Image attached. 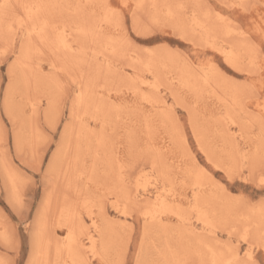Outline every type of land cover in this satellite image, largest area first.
<instances>
[{
	"label": "rangeland",
	"instance_id": "1",
	"mask_svg": "<svg viewBox=\"0 0 264 264\" xmlns=\"http://www.w3.org/2000/svg\"><path fill=\"white\" fill-rule=\"evenodd\" d=\"M110 1L112 4L127 3L129 7L124 9L127 16L119 23V26L117 23L114 29L109 28L106 33L108 34V32H110V35H112L111 32H114V34L117 32L122 34L124 32L123 34L130 36L132 42H127L128 47H134L135 53L145 54L147 51L149 52L150 49L153 50L152 48H154V51L157 49V52L160 51V54L164 55V51H168L167 54H171L169 49L178 48L186 58L188 57L187 60L193 62L195 68H199L200 65H204L205 68L211 66V69L215 67L216 69H220V74L221 72L224 74H219V80L226 75L235 80L247 81L248 87L239 85V88L237 84L233 85L232 81L228 79L227 83H231V86L234 89L236 88L235 91L238 90V92L236 91L235 93L237 102H233L231 96L224 94L214 86L205 85L202 80L199 85L200 88L198 87L199 91H194L178 79L172 82L170 76L174 75V77H176L180 72L178 68L171 67L167 63H161L154 72L148 71L144 67L133 69V67L130 66L132 62L128 57L123 55L119 57L110 56L105 50L106 48H103L104 45L98 44V41H101L100 38H95V42L93 40V43L88 40L83 43L86 49H89L85 54L86 59L94 66L96 64L95 60L100 61L102 69L104 70V78L97 81L99 84H97V86H100L103 81L108 82L105 88L108 89L112 96L111 103L114 106L119 105L123 109V114L122 116H118L117 113L115 114V112H112V115L115 117H112V123H110L109 126H107L109 121L105 124V128L103 125L101 126L98 121L97 123L99 124L95 128L97 131L104 130L106 142L108 143L106 148H111L110 150L113 151L111 154L113 156L118 154L121 156L119 160L116 158L115 163L112 164V173L108 172L107 174L108 169H106L105 165L101 167L100 175L105 174L109 178L99 182L98 187L96 185L98 183L94 185L91 182L86 184L84 180L78 178V185H75L73 190L71 189L72 192L68 188H65L64 184H62V179L60 181L61 184L58 180L59 184L55 190V201H57V199H63L64 196L67 197L70 203L76 208L85 228H87V232L81 234L78 239L80 258L82 261L75 264H136L141 249L143 251L142 256H144L146 262L154 260L162 261L160 256L165 250V241L169 239L171 245L176 241L173 250L177 252L175 253L176 255H179L178 258L183 260L191 259L195 261V264H237V262L239 264L241 260L243 262L242 264H244L249 257H252L256 264H264V248L259 244H252L250 240H244L243 238L245 235H250V237L255 235L257 225L254 224L253 220L262 218V216L253 217L256 216L255 213L248 211L256 208L257 210H254L258 213L260 212L259 214H262L264 217V185L261 184L264 168H262L260 157L257 162L251 160L248 163L249 153L253 150V147L249 145L251 140H253V142L259 140L261 143L259 131L260 121L258 116L260 113H264V72L261 71V65H264V58L255 65H251L250 57L242 53V55H239L238 63L241 65V68H251L253 74L246 75L243 72L236 71L225 62L224 56L221 54L222 48L231 49L232 47L235 51V41L223 36L220 31L204 32L207 28L202 25L195 30L197 27L196 22H198L197 19H195L196 13L187 0L176 1L179 3V6H183L182 10L186 14L185 15L181 10L183 14H178L179 18L175 15L174 17H169L167 12H163L162 6H160L161 10H158L155 14L151 11L152 6L149 3L146 5L143 4V6H137L135 5V0ZM229 1L230 0H204L203 4L230 18L237 27H240L246 32H251L254 36H259L258 27L264 23V20H261V15L264 14V1L260 3L250 0L248 3L256 5L250 12H245L239 8L224 7V5H231ZM234 1L237 2L238 0ZM55 3L56 2H51V5H56ZM69 3H71V5L77 4L76 0H69ZM8 9L7 12L5 11V13L0 14V159H2L4 164L8 166V169L12 170L16 177H18V180L16 178V187L14 188V190H17L15 191L18 195V202H13L11 200L10 197L13 189H7L0 170V235L6 233L8 240L5 242V240L0 237V264H19L20 261H23V264H29L37 219L43 206L44 198L50 191L49 189H51L50 187L55 179L54 171L53 173H48L47 171H49V164H51L53 160L52 157L57 155V147L61 141L63 128L70 121V106L77 91V87L75 85L71 88L65 87L68 84V73L62 71L60 68L63 64V62L60 61V54L51 53L46 45L36 41L33 47L34 50L32 49L31 53V64L33 63L35 66L42 67V71L40 73L37 68L36 73L32 71L33 67L34 69L36 67H32L30 71L34 72V74L27 83L29 86L26 85L27 81H22L19 78L21 81L16 83V87L19 91L15 93L13 97V99H15L12 103L14 104V112L17 118L15 121L9 119L4 109V100L7 94L5 90L8 89V86L12 85L13 76L19 77V73L13 70L15 69L13 65L17 64L19 60L17 57L20 54L21 45L24 40L22 34L24 33L25 26L19 27L18 25L19 19L24 16L20 4L13 2ZM49 10L54 14L57 23L62 22L65 24L67 22V25H69V23L73 21L78 22L80 18L85 22L88 20V22H92L90 21L91 18H93L91 13L94 12L95 8H88L86 10L88 14L86 13V15L84 14L81 16L80 12H77L75 7L72 9L73 12L72 10L69 12L67 9L58 8H50ZM11 12H13V14ZM177 19L183 20L187 25L188 32L185 33L187 37L186 40L179 39V29L174 26ZM120 24H122V26ZM134 26L140 28L150 26L155 29L156 32L155 34L136 35L134 31H131ZM117 27L121 29L119 28L118 30ZM193 29L195 31H193ZM192 32L195 33L191 34ZM4 35L5 37H3ZM201 35L207 39L208 43L215 45L217 50H213L210 46L206 45L205 42L199 40L197 37ZM2 37L4 39H1ZM189 41H192V43ZM145 48H147V50H145ZM91 49L96 53L99 52V55H94ZM89 57L90 59H88ZM92 58L95 60L92 61ZM109 61L112 64V67L109 69L111 72H106L107 65H110L108 63ZM180 61L183 62L184 60ZM55 64L57 66H55ZM59 64H61V66H59ZM9 67L12 68L11 74H9ZM51 71L54 72L55 76ZM43 73L46 75V78L48 77L47 79L44 77ZM34 75L39 78H35ZM33 77L36 80L34 84L32 82V80H34ZM124 77L130 78L132 82L130 84L125 83L123 81ZM52 79L60 83H58L59 87H57V89H60L55 90L57 94L61 95L58 97L59 108L55 129H51L47 124L49 120L45 121L46 119H44V112L48 106L47 99L51 94L56 93L53 90L56 86L52 83ZM37 81L40 83L36 84ZM104 82L102 84H104ZM33 87L37 88L34 89ZM252 90H254V94ZM27 93L28 96L26 97ZM142 95L149 97V100L155 107L152 108L150 104L143 102L141 100ZM228 97L232 101L229 100ZM177 99H179V101H177ZM29 100L39 102V113L36 114L37 116H30V118V112L26 105ZM15 103H18L19 107L18 104L16 107ZM222 103L225 104L223 105ZM234 108L239 110L235 112ZM18 109L24 112H17ZM163 112H167L168 114L173 113L174 117L172 121H174L173 124L176 131H178L176 134H178L177 136H179V134L185 136L187 140L186 146L194 156L196 165L210 169L213 179L221 183L225 187L226 193H229L231 196L230 200H232L231 204L233 208L229 209L230 211L227 210L228 208L222 212L218 211L210 218L208 223L201 221V218H199L195 211L196 197L199 188L189 177L183 166L184 158L180 156L181 154L184 155L186 152L184 144L182 143L179 145V149L184 150L182 153H178L177 150H174V136H172L169 129L171 121L166 123V120L160 117ZM234 112L236 114L233 115ZM251 113L257 115L253 116ZM21 114L28 118L24 117V120ZM232 115L236 117L237 122L235 125H231L229 121ZM18 116L20 118H18ZM22 121H24V123ZM175 121L178 122V127ZM191 121L192 123L198 122L197 125L200 126L201 133L208 138V142L211 143L210 146L215 150L217 157L227 162L230 158H228L229 156H227L225 152V141L219 131L224 129L223 127H228V132L232 136L235 135L233 137L236 138L235 143H237V145H235L236 150L233 151V157L235 159L233 164L236 166L235 168L238 167L245 173L243 177L236 174L235 178L228 179L226 174L222 172L219 167L208 165V158L203 151H201L198 140L192 129ZM223 122H225L226 125ZM25 123L28 124L26 125ZM210 123L214 125L212 126ZM22 124H24V126L26 125V127H22ZM151 124V131L149 132L148 125ZM240 126L243 128L242 130ZM19 128L21 130L24 129L23 131L26 134V139L23 145L18 148L15 144V131H20ZM35 128H37V132L40 130L41 132H39L42 134L39 133L37 135ZM50 132L52 134H50ZM30 133H33V135ZM35 135H37L38 138L41 135L39 142L37 136V139L34 137ZM260 143H258V146ZM130 148L135 153V159L132 160L131 163H129L128 159ZM245 148L247 149L246 156L241 151ZM185 154H187V152ZM34 156L38 158V161L43 162L42 166L47 174L46 176L39 173V168L41 167V163L39 162L36 163V171L34 173L29 171V174H26L25 170L19 167L17 161L23 157L25 162H29L28 167L30 170ZM239 158L240 160H238ZM250 162L255 164V171L251 169ZM154 165L157 175H159L161 167H164L168 171L170 179L167 183L164 178L157 180L153 176ZM110 173L111 176H109ZM36 176H39L38 184L34 182ZM90 185L92 188L87 190ZM18 187L20 188L18 189ZM87 191L89 194L86 193ZM160 196L166 200V204L180 205L181 209H185L184 215L180 220L172 214L164 216L163 224L168 225L167 227H171V232L167 235L168 237L163 238L157 231V222L159 220L151 222L147 220V217L144 215L145 210L149 209L148 206L150 203L156 198H160ZM237 197H239V199H237ZM98 202L105 208L103 209L107 218L113 222H120L129 226L127 231L125 230L124 232L125 236H128V246L126 250H123V242H121L120 246L118 248L116 247L117 252L114 256L116 262L112 254L104 259L100 257L102 253V234L99 229L95 227L96 224H100L98 219L100 215L97 209L99 207ZM137 204L138 206L135 207ZM13 205L15 206V215L17 220L20 221V224L28 218L29 213L32 217L30 225L24 228L25 235L23 238L19 232L20 224L14 223L12 217L4 212L5 208L11 209ZM90 210H93V212H90ZM250 214H253V216H250ZM49 219H51L49 222L51 227L63 231V233L60 234L61 238L66 237V231L61 230L60 227H56V223L60 220L62 222L63 217L60 216L59 218L53 214ZM177 230L181 232L177 233ZM181 233L189 234L190 237L196 235L200 237L202 241L192 244L193 242L190 240L188 244L186 241L182 240ZM92 240L94 243H97L96 248L94 247L95 249L92 248ZM255 240L256 235L253 242H255ZM263 240L264 238L262 241ZM211 244L215 245L214 249L224 251L231 248L232 252L238 250L237 262L231 260L232 255H229V253L224 256L226 258H221L220 256L209 253L208 249L210 246L208 245ZM206 247L208 249H206ZM190 250L196 253V255H194L196 259L192 257L189 252ZM198 253L202 254L205 259H200ZM175 263L180 264L178 260H174L173 264Z\"/></svg>",
	"mask_w": 264,
	"mask_h": 264
},
{
	"label": "bare ground",
	"instance_id": "2",
	"mask_svg": "<svg viewBox=\"0 0 264 264\" xmlns=\"http://www.w3.org/2000/svg\"><path fill=\"white\" fill-rule=\"evenodd\" d=\"M135 1H136L135 5H137V6L138 5L143 6V4L146 5L147 3L151 4V6H152L151 11L154 12L155 14L158 10L159 11L161 10L160 6H162L163 12H165V13L167 12V15L169 17H174V15H175L177 18H179L178 14L181 15V13H182L181 10H182L183 6H179V3L176 2L177 0H135ZM203 1H201V0H187V2H189L192 5V8L194 9V11L196 13L195 19H197L198 22H196L197 27L195 28V30L198 29V27L200 25H202L203 27L207 28V30H204V32L220 31L223 36L229 38L230 40L235 41V45H234L235 51L233 50L232 47H231V49H228V48L223 49L222 48L221 54L224 56L225 61L226 60L232 61L238 67H241V65L238 63L239 62V55H242V53H243L244 55L250 57L248 50L243 43L244 37L237 34V32L235 31L237 26L235 24H233V22L230 20V18L227 17V20H230L232 22L231 27H232L233 31H229V25L227 23V20L220 18V17H226V16H224L219 11H216V10L209 8V6L206 7L203 4ZM249 1L250 0H238L236 2L234 0H230L229 4L241 3V2L248 3ZM254 1L261 3L264 0H254ZM13 2L19 3L20 7L23 5H33V4L51 5V2H56L55 4H71V3H69V0L68 1L67 0H59V1L58 0H56V1H54V0H0V14L5 13V11L7 12V9L10 7L11 3H13ZM76 3H77L76 5L90 4V5L99 6V5L104 4V3H111V1L110 0H76ZM4 5H7L8 7H6V8L2 7ZM180 5H181V3H180ZM49 9H47V12H48V19L50 21V24H49V27L44 29V37H43V41H41L40 36L37 34V32L34 29H30L29 25L31 22L26 19L28 16V10H25L23 7H21V10H22L24 16L19 19L18 25H19V27L25 26L24 33L22 34V38L24 40H23V43L21 45L20 54L17 57L19 60L15 59V60H18L17 64H14V61H13V64H14L13 68L15 67V69H13V70H15L16 72L19 73V77L17 78L16 76L15 77L13 76L12 85L8 86V89L5 90V92L7 91L6 92L7 94H6L5 100H4L5 101V104H4L5 113L7 114V116L9 117L10 120L15 121L17 118V115L14 112V110H15L13 107L14 104H12L13 100L15 99V98L13 99L15 93L17 91H19V89L16 87L17 86L16 83H19V81H21V80L27 81L26 85L29 86V84H27V83L30 81L34 72L37 73V70H39V72L41 73V71H42V67L35 66L33 63L31 64V62H32V56H31L32 54L31 53H32V49H33L36 41L40 42L43 45H46L51 53L60 54V58H61L60 61L63 62V64H64V66L62 64V67H60V68L62 69V71L66 72V73H68L69 69L72 68V65L77 62V59H79L80 56H79V54H77V56L74 57L73 53L71 51H68L65 48L64 40L65 39L67 40V43L69 46H75L76 48H85L86 49V47L83 45V43H85L87 40L91 41L93 43V40L95 38H97V39L100 38L101 41H98V44L104 45L103 48H106L105 50L110 54V56L113 55V56L119 57L120 55H123L125 57H128L129 60L132 62V64L130 66H132L133 69H138V68L144 67L146 70L154 72V70L155 69L157 70V67L161 63H163V64L167 63L171 67L178 68L179 72H180L176 77H174V75L170 76V80L172 82H174L178 79L179 81H181L182 83L187 85L189 88L193 89L194 91H199V88H200L199 85H200V82L202 80V82L205 85H211L212 87L213 86L216 87L217 89L221 90L224 94H228L229 96H231V99H233V102H235V101L237 102V96L235 95V93H236V91L238 92V90L235 91L236 88L234 89L231 86L232 85L231 83H227L228 79H224L221 77V80H219L218 76L220 73L215 70L216 69L215 67L211 69L210 68L211 66H209V68H205L204 65H200L199 68H195L192 61H189V60L185 61L184 60L182 62L179 59L174 58L170 53L167 54L168 51L167 52L164 51L163 53H165V54L162 55V54H160L159 49H158L159 52H157V49L154 51V48H152L153 50L150 49L149 52L147 51L145 54L135 53L136 52L134 50L135 48L132 47V45H131V47L133 49L128 47V43L125 40L126 35L123 34L124 32L122 33V31H121L122 34H119L117 32L116 34H119V35L114 34V32H111L112 35H110V32H108V34H107L106 33L107 30L109 28L114 29V27L117 25V22H115L111 18L106 17L103 9H101L100 7H96L94 12L91 13V16L93 18H91L90 21H92V22H88L89 20L87 21L86 19L85 20L87 22H85L82 18H80L81 21L79 20L78 22L73 21V22L69 23V25H67V37L66 38L63 37L62 35H60V33H63V31H64L65 24L62 22L57 23L56 22L57 20L54 17V14L52 12H50ZM76 10H77V12H80V16L84 15L85 10L77 9V8H76ZM72 12H73V10H72ZM11 13L13 14V12H11ZM183 13H184V11H183ZM218 13H219V16L217 15ZM32 14H33V16H35L36 12L34 10H32ZM257 14H258V12H257ZM134 22H135V20H134ZM136 23H137V21H136ZM120 25L122 26V24H120ZM118 26H119V24H118ZM174 26H175V28L179 29L178 31H179L180 35L186 36L185 33H187L188 30H187V25L185 22H183V20L177 19V21H175V23H174ZM40 27L43 28V25L41 24ZM117 28L119 30L120 27H117ZM57 29L59 31H57ZM85 30H87V31H85ZM195 30L193 29V31H195ZM30 31L32 33L31 35H30ZM194 33L195 32H192L191 34H194ZM3 37H5V35ZM3 37L1 39H4ZM8 37H9V34H8ZM197 38L199 40H202L203 42H205L206 45L210 46L213 50L216 49L215 45L212 44L214 46L213 47L210 43H208L207 39H205L204 36L201 35ZM12 41H13V39H12ZM94 42H95V40H94ZM12 45H11V47H12ZM91 47H92V45H91ZM145 50H147V48H145ZM106 51H105V54H106ZM225 53H226V55H225ZM88 59H90V57ZM95 59L92 58V61ZM95 62H96V60H95ZM111 62H112V60H111ZM111 62L110 61L108 62L110 65H107L106 72H111V71H109L110 67H112ZM250 64L253 65L251 63V61H250ZM33 66H35L36 68L34 69ZM55 66H57V65L55 64ZM59 66H61V64H59ZM166 66H168V65H166ZM16 67H17V70H16ZM32 67L34 70L32 69ZM101 67H102V65H101ZM233 68L235 69V67H233ZM31 69L34 72H31L30 71ZM51 72L54 75V72L53 71H51ZM36 73H35V75H36ZM74 74H78V69L74 70ZM35 75H34V77H35ZM34 77H33V79H34ZM44 77L46 78L45 74H44ZM35 78H39V77H35ZM102 78H104V70H103V75L101 76L100 79H102ZM41 79H43V78H41ZM53 80L54 79H52V83L54 84V86H56V88L54 87L53 90L56 93L51 94L50 97L47 99V101H48L47 105L48 106L44 112V114H45L44 119H46L45 121L49 120V122L48 123L46 122V123L50 126L51 129L56 128L55 126H56V121H57V117H58V108H59L58 97L61 96V95L57 94V91L55 90V89H57V87H59L60 83L53 81ZM229 80H231V79H229ZM34 81L36 82V80L35 79L32 80L33 84L35 83ZM49 81H47V82H49ZM123 81L127 84H130L132 82L131 79L128 77H124ZM39 83L40 82L37 81L36 84H39ZM84 84H85V87L83 89V95L82 96L80 95V92H81L80 83L78 82L75 85L77 87V91L75 93V96H74V98L71 102V106H70V112H69L70 121L63 128V132L61 134V141L57 147V155L56 156L54 155L55 156V157L53 156L54 158L52 157L53 160L51 159L52 160L51 167L48 168L49 171H47L48 173L49 172L53 173V171H54L55 179L53 181L54 183L50 187L51 189H49L50 191L48 190L49 192L46 194V196L44 198L43 206L40 210V213H39V216L37 219L36 231L34 233L33 247H32V251H31V255H30V259H29V264H75V263H78L79 261H82V259L80 258V252H79L80 248H79L78 239H79V236L81 234H85L87 232V230H86L87 228H85L82 219L80 218L79 214L76 211V208L74 207L73 204L70 203V201L67 199V197L64 196L63 199H59V200L57 199V201H55V197H56V191L55 190L58 187V184L59 183L61 184V182H60L61 179L63 180L62 184H64L65 188H68L70 191H71V189L72 190L74 189L75 185L76 186L78 185V182H77V181H79L78 178L80 180H84L86 184L90 183V182L93 183V185L98 183V184H96L98 187L99 182H101L103 179L107 180L109 178L105 174L100 175L101 167H103L105 165L106 169H108V171L106 170L107 174H108V172L112 171V164L115 163L116 158L119 160L121 157V156H119V154L114 155V156L111 154V152H113L112 150H110L111 148L110 149L106 148L108 143L106 142L104 130L103 131H101V130L97 131V130H95V128L99 124V123H97L98 121L100 122L101 126L102 125L104 126V128H105V124H107V122L109 121L107 124V126H109L110 123H112V121H111V119H113L112 117H115L112 115V112H115V114L117 113L118 116H122L123 109L119 105L114 106L111 103L112 96H111L110 92L108 91V89L105 88V86L108 84V82H104V84H102V85L100 84V86H97V84H98L97 81L89 83L87 78H85ZM228 85H230V86H228ZM233 85H235V84H233ZM36 88H34V89H36ZM49 88H50V86H49ZM239 88H240V86H239ZM59 89L60 88H58L57 90H59ZM37 91H38V89H37ZM51 91H52V87H51ZM133 92L137 93L136 91H133ZM140 92L143 93L142 91H140ZM206 94H207V92H206ZM211 94H212V91H211ZM27 96H28V93L26 94V97ZM149 99H150L149 97H145L144 95H142L141 100L143 102H145L146 104H150V106L152 108H154L155 105L153 103H151V101ZM231 99L229 98V100H231ZM177 101H179V99H177ZM17 104L15 103L16 107H17ZM179 104L182 105L181 103H179ZM222 104L224 105L225 103H222ZM26 105L28 106V110L30 112L29 118H30V116H34V115L39 113V102L38 101L29 100V101H27ZM20 106H23V105H20ZM111 106H113V107H111ZM18 107H19V104H18ZM21 109L20 110L18 109L17 112L19 111V112L23 113L24 111H21ZM234 110H235V112H237L239 109L234 108ZM235 112L233 113V115L236 114ZM195 114H196V112H195ZM21 115H23V114H21ZM198 115H199V113H198ZM233 115L230 116V120H229L231 125H235L237 122L236 117H234ZM237 115H239V114H237ZM151 116H152V114H151ZM24 117L25 116L23 115V118ZM160 117L161 118L163 117V119L166 120L165 121L166 123L171 121L170 127L169 126L168 127L170 129L172 136H174V142H173L174 150H177L178 153H182V151H184V150L179 149V145L182 143L184 144L185 151L187 152V154H185L186 153L185 152L184 155L181 154L180 157L184 158L183 166L185 167L189 177L193 180L195 185L198 186V188H199V192H198L197 197H196L197 201L195 204V206H196L195 211L198 214L199 218H201V221H203L204 223H208L210 221V218L213 217V215L215 213H217L218 211L222 212V211L226 210V208H228L227 210L232 209L233 205L231 204L232 200H230L231 196L229 195V193H226L225 187L221 183L217 182L215 179L208 180V179L200 176V174L198 173V169L196 167V162L194 160V156L191 154L189 148L186 146L187 140L185 139V136H183L182 134H179V136H180L179 137V136H177L178 134H176L178 131H176V128L173 124L174 121H172V119L174 117L173 113L168 114L167 112H163L160 115ZM18 118H20V117L18 116ZM25 118H28V117H25ZM25 118H24V120H25ZM191 118H192V116H191ZM20 122H21V120H20ZM20 122H19V124H20ZM22 122L24 123V121H22ZM190 123H191L192 129L194 131V134L198 140L200 148L203 147L208 153H210L216 164L223 166L225 168L231 167V168L235 169L236 166L233 164V162H235V159L233 157V155H234L233 151L236 150L235 145H237V143H235L236 138L233 137L235 135L232 136L228 132V130H229L228 127H223L224 129H221L219 131L221 133L224 141H225V145H224L225 146V148H224L225 152H226L227 156H229L228 158H230L229 161L227 162L226 160H221L217 157L215 150L212 149V146H210L211 143L208 142V138L203 136L204 134L201 133L200 126L197 125L198 122L192 123V121H191ZM223 123H225V122H223ZM175 124H177V127H178V125H179L178 122L175 121ZM210 124L212 126L214 125L212 123H210ZM26 125L24 126V124H22V127L23 126L26 127ZM225 125H226V123H225ZM151 126H152V124L148 125L149 132L151 131V128H150ZM242 126H244V125H242ZM242 126H240L241 130L243 129ZM30 129H32V128H30ZM35 129H36L35 131L37 132V128H35ZM23 130L20 129V131L19 130L15 131V144L18 146V148H19V146L23 145V143L25 142V139H26V134ZM39 131L40 130H38L37 135L41 132V131L40 132ZM149 132H148V134H149ZM30 134L33 135V133H30ZM40 134H42V133H40ZM37 135H35L34 137L36 138ZM37 138H38V136H37ZM40 138H41V135L38 138V142H39ZM38 142H37V144H38ZM258 143H260L259 140L257 142H253V140H251L249 145L251 147H253V150L249 153L248 163L251 160L256 161V162H257V160H259V154L257 152V149L259 147ZM156 148H157V146H156ZM147 149H148V147H147ZM1 150H3V149H1ZM21 151H22V148H21ZM137 152H138V150H137ZM18 153H19V151H18ZM203 153L205 154V151H203ZM238 160H240V158ZM230 162H232V163H230ZM237 162H239V161H237ZM250 167L252 170L255 171L256 168H255L254 163L250 162ZM0 170H1L2 176L4 177V182H5V186L7 187V189L8 190L13 189V192H12L11 197H10L11 200L13 202H18V195L16 194L17 190L16 189H15L16 191L14 190V188L16 187L15 181H16V178L18 180V177H16V175L14 174V172L12 170L8 169V166H6V164H4V161L2 159H0ZM111 173L109 174V176H111ZM58 180H59V183H58ZM181 182H182V180H181ZM104 183H105V181H104ZM183 183H184V181H183ZM47 184H49V183H47ZM19 188L20 187H18V189ZM90 188H92L91 185L88 186L87 190ZM89 191H91V190H89ZM86 193L89 194L88 191ZM231 199H233V198H231ZM236 204H238V203H236ZM98 206H99L97 208L99 211L98 214L100 215V217L98 219L100 221L99 222L100 224H96L95 227H96V229H99V231L102 234L101 235L102 236V238H101V241H102L101 252L102 253L100 254L101 255L100 257H101V259H104V258H106L112 254V257L114 258L115 253L117 252L116 247L118 248L120 246L121 242H123V245H122L123 250H126V248L128 246V244H127L128 243V236L126 237L124 232H125V230L127 231V228H129V226L126 224L120 223V222H113L112 220L107 218V216L104 212L105 208L102 207L99 202H98ZM136 206H138V204L135 205V207ZM148 208L149 209L145 210L144 215H145V217H147V220H150L151 222L155 221V220H159L157 222V224H158L157 231H158V233H160V235H162V238L168 237L167 235L171 232V227H167L168 225L163 224L164 216H168V215L172 214V215H175L177 217V219L180 220L181 217L184 215V211H185V209H181L180 205H175V204L172 205L170 203L166 204V200L163 199L161 196H160V198H156L153 202H151L150 205L148 206ZM254 209H256V208H254ZM254 209L251 211L249 210L248 212L255 213L256 216H253V214L252 215L250 214V216H253V217L262 216V218H260L259 220H257V219L253 220L254 224L257 225V229H255L256 240H255V242H253L255 235L251 236L252 238L250 237V235H245V236H243V238H244V240H246V239L250 240V242L252 244H259L264 248V240L262 241V239L264 238V217L262 214H259L260 212L258 213ZM263 210H264V208H263ZM90 212H93V210H90ZM53 214H55V216H58L59 218H60V216L63 217V221L61 222V220H60L59 222H57L56 227H60L61 230H65L66 234H67L66 237L61 238L60 234H62L63 231L56 230L53 227H51V225L49 224V222L51 221V219H49V218ZM263 214H264V212H263ZM123 215H125V214H123ZM258 226H260V227H258ZM179 232H181V231L177 230V233H179ZM181 236H182L181 237L182 240L186 241L188 244H189L190 240L193 242L192 244H194V242H201L202 241V239L196 235H192L190 237L189 234L181 233ZM0 237L3 238L5 240V242L8 241L6 233H3L2 235H0ZM204 237H205V235H204ZM175 244H176V241H174L173 245H171L170 239L168 241H165V250L163 251V253H161V256H160L161 260L163 262H167V264H173L174 260H178L179 263L181 261H184L183 259L178 258L179 255L175 254V253H177L175 250H173V248H174L173 246ZM192 244H190V245H192ZM96 246H97V243H94V241H93V247L92 248L95 249ZM208 246H210L209 249L207 248ZM208 246L206 247V249L209 250V253H212L216 256H220L221 258L226 256V254L229 253V255H232L231 260L237 262L238 250H235L234 252H232L231 248H228V249L225 248L227 251L226 250L223 251V250H219V249H214L215 245L211 244ZM206 249H205V251H206ZM189 252L191 253L193 258L196 257V256L194 257V255H196V253H193L191 250ZM198 254L200 255V259H205V257L202 254H200V253H198ZM198 254H197V258H198ZM142 255H143V251L141 249L138 256H139V259L141 261V264H144V262H146V259ZM224 258H226V257H224ZM114 260L116 262L115 258H114ZM212 261H213V258H212ZM200 262H202V261H200ZM253 262H255V261L253 260L252 257L247 258V264H253ZM119 263H120V258H119ZM242 263H243L242 260L239 261V264H242ZM237 264H238V262H237ZM255 264H256V262H255Z\"/></svg>",
	"mask_w": 264,
	"mask_h": 264
},
{
	"label": "snow or ice",
	"instance_id": "3",
	"mask_svg": "<svg viewBox=\"0 0 264 264\" xmlns=\"http://www.w3.org/2000/svg\"><path fill=\"white\" fill-rule=\"evenodd\" d=\"M2 7L6 8L8 6L4 5ZM21 7H23L25 10H28V16L26 19L31 22L29 25L30 29H34L37 32V34L40 36L41 41H43L44 29L49 27V24H50V21L48 19V12H47V9H49V8L67 9L69 12H71V10L75 7L77 9L85 10L84 14L86 15V10L88 8L100 7L101 9H103L106 17L111 18L112 20H114L115 22H117L119 24L126 18L127 13H125L124 9L128 8L129 6L127 3H120V4L104 3V4H101L99 6H96V5H71V4H56V5L33 4V5H23ZM224 7L239 8V9L244 10L245 12H250L253 8L256 7V5L251 4V3L241 2V3H233L231 5H224ZM32 10H34L36 12L35 16H33ZM217 15L219 16V13ZM220 18L227 20V17H220ZM261 20H264V14L261 15ZM227 23L229 25V31H233V29L231 27L232 22L230 20H227ZM41 24L43 25V28L40 27ZM57 31H59V30L57 29ZM85 31H87V30H85ZM131 31H134L136 33V35L155 34V32H156V30L151 28L150 26L143 27V28L134 26ZM235 31L237 32V34L244 37L243 43L248 50L249 56L251 58V63L253 65H255L262 58H264V24H262L258 27L259 36H254L251 32H246L245 30H243L239 27H237L235 29ZM31 34L32 33L30 31V35ZM60 35H62L65 38L67 37V22L65 23L63 33H60ZM165 35H166V33H165ZM179 39L186 40L187 37L184 35H179ZM125 40L128 43L132 42V39L130 36H126ZM189 42L192 43V41H189ZM64 46L68 51H71L73 53L74 57H76L77 54H79V56H80V58L77 59V62L72 65V68L69 69L68 84L65 87L71 88L72 86L76 85L79 82L80 88H81L80 95L82 96L83 95V89L85 87V84H84L85 78H87L89 83L98 81L101 78V76L103 75V69L100 66L99 61H96V64L94 66L92 63H90L86 59L85 54L87 51H89V49L76 48L75 46H69L66 39L64 40ZM92 51L94 52V55H99V53H96L94 50H92ZM169 51L171 52V54L174 58L180 59V60H185V61L187 60L185 55L178 48L169 49ZM225 55H226V53H225ZM225 62L229 63L230 66L235 67V70L238 72H243L246 75H252L253 74L251 71V68L244 69V68L238 67L232 61L226 60ZM76 69H78V74H74V70H76ZM215 70L217 72H220V69H215ZM261 71L264 72V65H261ZM9 73L11 74V68L10 67H9ZM221 75H224V74L221 72ZM224 78L225 79H231L233 84L243 85L245 87H248L247 81L235 80L234 78L228 77L226 75L224 76ZM252 92L254 94V90H252ZM251 115L256 116L257 114L251 113ZM258 118L260 121V141H261V143L257 149V152H258L259 157H260V162H261L262 168H264V113H260ZM50 134H52V133L50 132ZM201 151H205V155L208 157V165H211L212 167H219L220 170L226 174L228 179L235 178L236 174H239L241 177L244 176L245 173L243 171H241L240 168L237 167V168L233 169L231 167L225 168L223 166H220L214 162L212 155L210 153H208L203 147H201ZM241 151L243 152V154L245 156L247 155V149L246 148L242 149ZM128 159H129V163H131L132 160L135 159V153L131 148L129 149ZM37 162L41 163V167L39 168V173L41 175L46 176L47 174L45 173L44 168L42 166L43 162L38 161L37 157L34 156L33 161L31 162V169L30 170L28 167L29 162H25L23 160V157H21L20 160L17 161L19 167L23 168L25 170L26 174H29V171L31 173H34L36 171V163ZM49 167H51V164H49ZM196 167L198 169V173L200 174V176H202L203 178H206L208 180L213 179L210 169L205 168V167H201L200 165H196ZM153 176L157 180L164 178L166 183L170 179L169 173L164 167H161L159 175H157V173L155 171V165H154ZM34 182L37 184L39 183V176L35 177ZM261 184L264 185V172H262ZM237 199H239V197H237ZM4 212L7 215L12 217V220L14 221V223L20 224V221L17 220V217L15 215V206L14 205L12 206L11 209L5 208ZM31 220H32V217H31V214L29 213L28 218L22 224H20L19 232H20V235L22 238L25 235L24 228L30 225ZM19 264H23V261H20ZM136 264H141L139 256L137 257ZM144 264H167V262L154 260L151 262H144ZM180 264H195V261L184 260V261H181ZM245 264H247V262H245ZM253 264H255V262H253Z\"/></svg>",
	"mask_w": 264,
	"mask_h": 264
}]
</instances>
